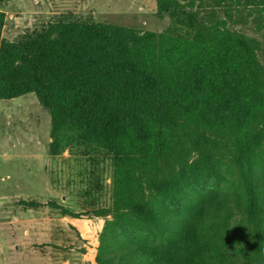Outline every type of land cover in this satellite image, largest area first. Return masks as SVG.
I'll list each match as a JSON object with an SVG mask.
<instances>
[{
  "label": "trees",
  "instance_id": "trees-1",
  "mask_svg": "<svg viewBox=\"0 0 264 264\" xmlns=\"http://www.w3.org/2000/svg\"><path fill=\"white\" fill-rule=\"evenodd\" d=\"M225 1L215 23L156 0L162 33L57 22L21 41L0 12V100L36 96L50 156L85 144L112 160L96 264H264V64Z\"/></svg>",
  "mask_w": 264,
  "mask_h": 264
},
{
  "label": "rangeland",
  "instance_id": "rangeland-1",
  "mask_svg": "<svg viewBox=\"0 0 264 264\" xmlns=\"http://www.w3.org/2000/svg\"><path fill=\"white\" fill-rule=\"evenodd\" d=\"M193 3L201 16L215 9L210 23L227 19L226 6L215 0ZM226 3L233 8V28L260 44L264 64L262 0ZM156 11V0H0L2 37L10 41L35 37L57 22H110L162 33L170 21ZM50 131V114L34 94L0 100V264H96L100 232L112 219V160L85 144L52 157ZM259 151L264 155V144ZM223 162L230 165L228 154ZM76 229L88 233L86 247Z\"/></svg>",
  "mask_w": 264,
  "mask_h": 264
},
{
  "label": "crops",
  "instance_id": "crops-1",
  "mask_svg": "<svg viewBox=\"0 0 264 264\" xmlns=\"http://www.w3.org/2000/svg\"><path fill=\"white\" fill-rule=\"evenodd\" d=\"M76 230L80 233V236H81V239H79L80 243L83 244L82 245L83 247H86L87 245H86V243L84 244V240L87 239L88 233H86L84 231V229H76ZM83 260H85V259H83ZM63 264H67V262H64Z\"/></svg>",
  "mask_w": 264,
  "mask_h": 264
}]
</instances>
